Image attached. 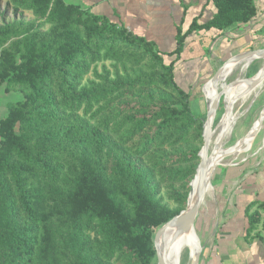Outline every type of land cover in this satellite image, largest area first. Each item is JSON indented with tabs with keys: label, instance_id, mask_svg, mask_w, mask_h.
Instances as JSON below:
<instances>
[{
	"label": "trees",
	"instance_id": "trees-1",
	"mask_svg": "<svg viewBox=\"0 0 264 264\" xmlns=\"http://www.w3.org/2000/svg\"><path fill=\"white\" fill-rule=\"evenodd\" d=\"M5 1L42 21L22 30V22L0 24V87L21 94L0 119V264H154L153 234L183 210L200 159L197 148L161 150L202 131L174 60L166 64L153 42L63 0ZM214 3L212 20L192 29L222 30L254 14L251 0ZM176 36L178 59L186 33ZM145 59L160 70L112 78L106 67ZM143 86L147 97L99 119L111 97ZM163 184L178 205L172 210Z\"/></svg>",
	"mask_w": 264,
	"mask_h": 264
},
{
	"label": "crops",
	"instance_id": "crops-1",
	"mask_svg": "<svg viewBox=\"0 0 264 264\" xmlns=\"http://www.w3.org/2000/svg\"><path fill=\"white\" fill-rule=\"evenodd\" d=\"M63 1L153 42L166 64L174 60L176 82L185 90L190 89L194 98L198 93L197 84L208 80L217 65L264 44V0H251L254 14L249 21L233 23L222 30L191 27L194 24L205 25L212 20L217 12L214 0ZM178 33H186V36L179 58L176 59L174 51ZM257 59L263 60L264 57ZM241 63L235 66L232 62L220 73L215 83L211 80L205 82L201 92L208 104L217 97L219 104L220 96L227 90L228 84L238 81V73L233 81L226 80L238 72ZM259 71L260 68L252 78L257 77ZM243 84H249L245 77ZM236 85L237 82L231 87L230 92L233 91V94ZM11 93L15 92L3 89V94ZM6 98L0 97V107ZM213 119L214 116L211 121ZM253 141L245 149L251 148ZM213 212L214 226L204 238L199 264H264V156L250 170H222L214 196Z\"/></svg>",
	"mask_w": 264,
	"mask_h": 264
},
{
	"label": "rangeland",
	"instance_id": "rangeland-1",
	"mask_svg": "<svg viewBox=\"0 0 264 264\" xmlns=\"http://www.w3.org/2000/svg\"><path fill=\"white\" fill-rule=\"evenodd\" d=\"M4 21H17L22 22L21 30L24 28H30L32 26H36L41 23V19L39 17H36L32 14L31 11L28 10H18L14 11L11 6H9L5 0H0V24ZM258 48H264V44L262 46H259ZM264 60V59H263ZM262 59H257L252 62V64L248 67V69L243 73V76L245 77V81L248 84L249 82L246 80L247 78H252L259 70L261 69L263 65ZM153 60L151 59H145L139 65L135 64L134 60H129L126 63L125 67H122L120 64H117L118 68L112 67V63L106 62V67L110 71V77H115L117 74L124 78H136L139 76H146L150 75L153 72H158L160 70L159 66L157 69H154L152 67ZM221 64L217 65L215 67V70L220 66ZM97 70L99 74H103L102 66L99 64L97 66ZM237 73H233L228 79L227 82L233 81L237 77ZM102 76V75H101ZM92 79H97L98 75L93 74V72L89 75ZM264 82V81H263ZM261 83L260 86H258L255 91L249 95L245 100L243 101V105L241 109H237L236 115H238L237 120L231 127L230 134H226L223 138V144L221 151H225L229 149L231 146H234L237 144L238 139L242 138L246 134L250 133L251 126L262 116L264 113V83ZM203 84V83H202ZM201 88V86H200ZM199 88V92L197 93V96L192 97V101H190V107L192 109V113L201 118L202 121V131L199 135V131L195 130L191 132L187 140L181 144L177 145H165L161 148L163 152H179V151H185L188 152L191 149L197 148L199 151L202 148L204 144V127L203 124L205 122V119L207 117V106L208 104L205 101V98L203 96V93L201 92ZM4 87H0V97L4 96L7 97L5 99V102L1 104L0 107V119L3 118V116L7 113L8 106L17 101L21 98V94L19 92L11 93L10 95L3 94ZM231 87L228 86L227 90L221 94L220 102L218 104L216 115L214 116V119L211 122V124L206 128V135L210 133L212 130H215V127L219 124L223 113L226 110L227 102L229 98L231 97L230 91ZM139 90L142 93H132L129 92L128 94H117L110 98L109 105L105 107V110L99 114V119H101L104 115L108 114L109 112H116L117 109H119V104L123 100H134L137 99V95L140 96L142 99L147 97V93L150 92V88L148 86L140 87ZM258 90V91H257ZM137 91V90H136ZM134 90V92H136ZM174 98H176L174 96ZM176 100V99H175ZM242 100H240L241 102ZM240 111V112H239ZM123 115H120L118 119L112 123L111 127H116L118 124L122 121ZM126 126L125 128H127ZM210 127V129H209ZM212 131V132H213ZM211 132V133H212ZM210 133V134H211ZM209 135V134H208ZM207 135V136H208ZM139 136L135 137V141L139 139ZM214 140V139H213ZM213 140L210 143L209 150L211 151L213 147ZM251 148H246L244 150V153L239 154L237 156L233 155H226L223 160L222 164L216 165L215 169L213 170V173L210 177L211 181V187L208 189V191L205 194V197L202 201V204L199 209V213L194 221L193 231L196 237V242H198V248L200 250L201 245L203 247L204 238L209 234V230L214 226L213 219H214V196L216 192L217 183L219 182V178L221 176L222 170H227L231 168H238L242 169L243 171H247L252 169L256 164H258L261 159L264 156V128L260 129V131L256 134L255 139L251 145ZM208 158V155H207ZM231 160V161H230ZM200 159L196 161L197 164H199ZM224 164V165H223ZM198 168V167H197ZM195 179V178H194ZM194 181V180H193ZM192 181V183H193ZM172 191L170 188H168L167 185H162V195H163V203L170 209H174L177 205L175 202L174 197L172 196ZM192 194V193H191ZM190 194V195H191ZM187 203L184 205L183 210L186 208ZM177 228V230H176ZM180 227L178 225H168L165 227L160 234L157 236L155 240V250L159 253L162 263L166 264L169 259L170 250L172 248L173 243L175 242L178 231ZM176 230V236L174 238V232ZM154 237V234H153ZM174 240L172 241V239ZM172 241V242H171ZM170 244V245H169ZM191 246L187 247V249L184 251V253L181 255L180 258V264H186L189 256L191 255ZM202 255V251H201ZM200 255V260H201ZM199 260V263H200ZM120 264V263H117ZM154 264H157V260L154 261Z\"/></svg>",
	"mask_w": 264,
	"mask_h": 264
},
{
	"label": "bare ground",
	"instance_id": "bare-ground-1",
	"mask_svg": "<svg viewBox=\"0 0 264 264\" xmlns=\"http://www.w3.org/2000/svg\"><path fill=\"white\" fill-rule=\"evenodd\" d=\"M257 58H263V57L249 55V56L243 57V58L235 60V61H228L225 64V66L220 70V72L217 76V78H218L220 73H223L232 62L234 63L233 65H235V66L238 65L240 62H242L237 69L238 81H237L236 88L234 90V94H233V91L230 92L231 97L229 98V100L227 102V107H226V110H225L221 120H220V123L218 124L216 129L214 131L212 130L213 132L211 131L212 133L210 132L211 134L209 133V135L207 136V155H208L207 160H208V164L216 163V165H219V164H222L223 160H225L226 155H228V156L233 155L235 157L239 154H242L245 147L248 145V143H250V141L255 139V136L260 131V129L264 128V113H263L262 116L259 118V121L251 126L250 133L246 134L242 138L238 139L236 145L231 146L229 149H227L225 151H221V148L223 146L219 147L216 145L217 141L220 138L224 137L226 134L227 135L230 134L231 127L234 124V122L237 120V118L235 120V117L237 116L236 115L237 109L242 108V105H243L242 103L245 100V98H247L249 95H251L255 91V89L258 86H260V84H259L256 88L252 89V91L249 92L250 85L249 84L248 85L243 84V80H244L243 73L251 65V63ZM263 64H264V60H263ZM217 78L215 80H213L212 83H215ZM240 100H242V101L240 102ZM211 118H210V113H209L208 114V120L211 121ZM209 123L210 122H207L206 124H209ZM212 140H213V147L210 151L209 147H210V143L212 142ZM202 171H203V168L201 166L198 167L196 177H195V179H193L194 181L192 183V194L190 195L189 205H191L192 202L194 201V199L196 198L197 186H198V182H199V179L201 177ZM210 187H209V189H210ZM176 230H177V228H176ZM176 230L174 232V238L176 236ZM177 234H178V236L172 245V248H171L170 254H169V259H168L166 264H180L181 255L184 253V251L189 246H191L192 250H191V255L189 256L186 264H191L193 257L199 251L193 228L185 229V230L180 228ZM174 238L172 239V241L174 240Z\"/></svg>",
	"mask_w": 264,
	"mask_h": 264
},
{
	"label": "water",
	"instance_id": "water-1",
	"mask_svg": "<svg viewBox=\"0 0 264 264\" xmlns=\"http://www.w3.org/2000/svg\"><path fill=\"white\" fill-rule=\"evenodd\" d=\"M258 56V57H264V48H253V49H249L246 50L244 52H241L239 54H236L232 57H230L229 59H227L226 61H224L211 75V77L206 80V81H213L217 78L220 70L225 66V64L228 61H235L238 59H241L243 57L246 56ZM249 82L250 85V90L249 92L252 91V89L256 88L259 84H261L264 81V64L262 65L259 74L257 77L255 78H247L246 79ZM203 82V84H201V88L200 90L202 91V87L205 84V82ZM237 81H233L230 84H228V86L232 87ZM218 101L219 98L217 97L209 106H207V117L205 119V122L203 124L204 127V144L202 146V148L200 149V151L198 152V156L200 158V162L198 164L197 167H202L203 171L201 174V177L199 179L198 182V186H197V192H196V198L194 199V201L192 202L191 205H189V199H190V194L192 193V181L193 179L196 177L198 168L196 169V173L194 178L192 179V181L189 183L190 185V191L188 194V198H187V206L184 210H182L179 214L175 215L174 217H172L170 220H168L167 222H165L163 225H161L158 230H156V232L154 233V237H153V244H154V248H155V240L157 238V236L160 234V232L167 227L168 225L172 224V225H178L181 229H191L194 226V221L199 213V209L200 206L202 204V201L205 197L206 192L208 191L209 187L211 186V181H210V177L213 173V170L216 167V163L213 164H208V160H207V135L209 134H205L206 133V123L210 122L208 120V114L210 113V118L216 115V110L218 107ZM210 125V123H209ZM210 129V127H209ZM223 138H220L216 145L221 147L223 144ZM230 151V150H229ZM230 154V153H229ZM203 247L201 245L200 250L196 253V255L193 257V260L191 262V264H199V260H200V255H201V251H202ZM155 254H156V260H157V264H163L162 263V259L159 255V253L155 250Z\"/></svg>",
	"mask_w": 264,
	"mask_h": 264
}]
</instances>
